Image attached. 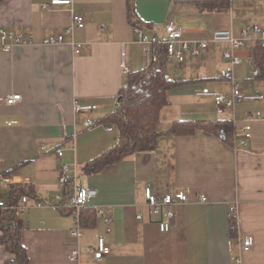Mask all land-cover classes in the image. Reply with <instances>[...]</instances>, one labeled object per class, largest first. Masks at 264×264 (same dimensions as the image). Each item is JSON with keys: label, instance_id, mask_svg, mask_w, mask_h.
I'll return each instance as SVG.
<instances>
[{"label": "crops", "instance_id": "1", "mask_svg": "<svg viewBox=\"0 0 264 264\" xmlns=\"http://www.w3.org/2000/svg\"><path fill=\"white\" fill-rule=\"evenodd\" d=\"M51 1L0 0V29L31 37L30 44L0 51V173L32 180L35 197L15 218L29 264H71L68 255L76 246L79 264H264V99L220 110L211 98L198 95L204 88L231 91L223 79L227 63L215 47L197 59L186 56L182 64L161 58L165 75L177 85L160 112L162 134L154 150L86 174L84 166L116 144L115 127L103 122L116 109L128 76L147 68L146 58L134 35L136 27L128 22L126 0H72L70 5L42 8ZM134 3L136 15L145 23L141 30L148 36L164 37L168 20L188 41L207 40L213 32L227 30L237 37L249 25L264 28V0ZM74 15L84 18L82 29H74L63 43L43 44L70 26ZM77 43L81 50L76 54ZM254 45L247 43L234 52L242 63L234 66L233 75L243 92L264 97ZM254 70L259 72L256 77ZM13 94L21 100L8 105L6 99ZM76 102L95 108L76 114ZM250 111H259L260 118L245 122ZM85 117L96 126L84 127ZM179 121L208 127L190 135L169 134L170 126ZM247 123L251 125L247 146L234 147L231 137L239 139ZM219 127L226 129L227 138L216 135ZM57 148L63 151L60 159L54 153ZM61 165L77 168L74 180L65 186L57 182ZM74 186L93 193L83 212L103 209L112 219L109 226L97 214L86 222L81 219L80 240L70 236L74 225L63 208ZM147 186L158 195L181 191L187 196L186 202L173 206L167 232L158 228L162 214L152 213L145 204ZM35 201L44 206L34 207ZM232 206L237 208L235 216L229 211ZM246 235L253 237L254 245L241 253L238 239ZM99 238L110 254L94 261L91 252ZM9 258L0 244V264Z\"/></svg>", "mask_w": 264, "mask_h": 264}, {"label": "built area", "instance_id": "2", "mask_svg": "<svg viewBox=\"0 0 264 264\" xmlns=\"http://www.w3.org/2000/svg\"><path fill=\"white\" fill-rule=\"evenodd\" d=\"M72 0H52L50 4L43 5V9H47L51 6L58 5H70ZM85 25V20L80 15H74L72 17V23L62 32L47 37L43 40L44 45H56L63 43L66 37H71L74 29H82ZM100 31L106 30L105 26H99ZM164 37L148 36L140 28L134 29V35L136 41L143 46V53L146 58L147 67L150 65H158L161 58L164 60L175 59L179 64H182L186 58H199L210 47H215L219 50L222 59L227 63V67L223 73V79L228 81L231 85V91L229 93H222L219 91L209 90L207 88L202 89L198 95L202 97L211 98L213 104L220 110L229 109L233 110L235 104L241 102H255L262 101L264 97L259 94H248L242 91L240 83L235 79L233 75V68L236 65L242 63L240 57L235 56L234 52L243 47L247 43L256 44L259 43L264 46V28L259 25H249L240 30L239 36H234L231 31H215L210 38L201 41H188L184 39L182 31L176 27L173 21L168 20L164 25ZM31 43V37L24 35H16L6 29H0V51L10 52L15 46L27 45ZM74 52L77 54L81 50V44H73ZM121 68L124 73H129V69L121 63ZM253 76H258L259 72L254 70ZM21 100L20 95L13 94L6 99L8 105H13ZM95 106L75 103L73 111L76 114L82 112H90ZM261 113L259 111H250L245 113V122H252L259 119ZM246 124L241 129V137L236 139L235 135L231 137V143L234 147H246L251 138V125ZM83 125L86 128H93L96 126V122L85 117ZM106 131H113L111 127H104ZM216 135L219 138L225 139L228 137L227 131L224 127L217 129ZM41 150L47 152L46 147L41 146ZM54 153L57 159L62 157L63 151L61 148L54 149ZM77 173L75 165L72 167L68 165H61L57 172V182L60 186H65L69 182L73 181ZM32 180L29 177L17 175V174H1L0 173V220L1 217L10 214L13 219L20 217L24 210L30 207V198L27 195H22L18 200L13 201L10 196L11 188L30 187ZM2 187L6 189L5 193H2ZM93 193L85 188L74 186L71 194L68 195L66 205L63 208L71 216L73 221V229L70 231V236L76 240H80L83 237V225L81 222L82 209L87 205ZM145 204L149 207L152 213H161L162 221L158 224L160 232H167L170 229V220L174 216L173 206L180 202H186L187 196L184 192H177L171 194L166 192L158 195L151 187L147 186L144 189ZM204 197L201 201H205ZM44 204L40 201L34 202V207L41 208ZM230 214L235 216L237 214V208L232 206L229 209ZM97 215L102 217L107 226L112 222V219L107 215L103 209L96 211ZM138 218H140L138 216ZM233 229V228H232ZM110 229L107 228V232ZM238 245L241 253H246L251 250L254 245V239L250 235H246L238 239ZM110 254V248L106 244L103 238H99L96 243V248L91 252V258L94 261H101ZM68 260L71 264H79L82 259L80 251L77 248H72ZM239 262V259L236 260Z\"/></svg>", "mask_w": 264, "mask_h": 264}, {"label": "trees", "instance_id": "3", "mask_svg": "<svg viewBox=\"0 0 264 264\" xmlns=\"http://www.w3.org/2000/svg\"><path fill=\"white\" fill-rule=\"evenodd\" d=\"M220 1L227 2V0ZM126 4L128 22L133 27L144 29L145 23L136 15L134 0H126ZM254 62L264 76V46L259 43L254 45ZM163 63H159L158 66L150 65L128 76L126 85L119 92L116 109L106 116L103 122L112 124L119 138L112 148L86 164L83 168L84 173H96L107 164L116 163L137 153L154 150L162 134L159 130L160 112L168 104L169 91L177 85V82L168 79L165 75ZM206 127L208 125L203 122L179 121L170 126L168 133L184 136ZM9 192L13 201L18 200L22 195H27L31 199L35 197L31 186L11 188ZM83 210L81 212L83 222L97 214L96 211L83 212ZM234 224L232 222V225ZM0 232V244L10 255L3 264H29L21 243L20 229L10 214L1 217Z\"/></svg>", "mask_w": 264, "mask_h": 264}]
</instances>
